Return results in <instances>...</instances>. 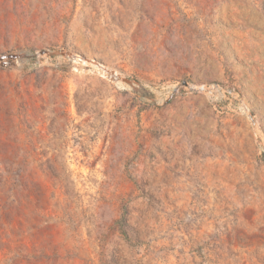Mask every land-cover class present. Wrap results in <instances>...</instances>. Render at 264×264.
<instances>
[{
	"label": "rangeland",
	"instance_id": "rangeland-1",
	"mask_svg": "<svg viewBox=\"0 0 264 264\" xmlns=\"http://www.w3.org/2000/svg\"><path fill=\"white\" fill-rule=\"evenodd\" d=\"M0 264H264V0H0Z\"/></svg>",
	"mask_w": 264,
	"mask_h": 264
},
{
	"label": "water",
	"instance_id": "water-1",
	"mask_svg": "<svg viewBox=\"0 0 264 264\" xmlns=\"http://www.w3.org/2000/svg\"><path fill=\"white\" fill-rule=\"evenodd\" d=\"M183 84H186V82H183Z\"/></svg>",
	"mask_w": 264,
	"mask_h": 264
}]
</instances>
